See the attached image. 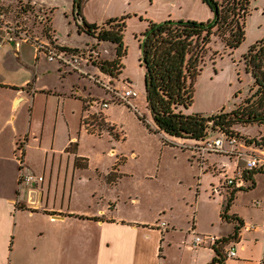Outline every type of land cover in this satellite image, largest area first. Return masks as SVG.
<instances>
[{
	"label": "crops",
	"instance_id": "crops-1",
	"mask_svg": "<svg viewBox=\"0 0 264 264\" xmlns=\"http://www.w3.org/2000/svg\"><path fill=\"white\" fill-rule=\"evenodd\" d=\"M24 4L37 9L32 0H0V264H210L218 245L223 264H264V172L254 173L264 151L242 142L202 151L204 141L170 137L146 118L141 142L128 144L129 133L109 113L87 108L98 99L86 93L103 74L98 68L82 62L89 76L71 71L38 52L47 43L39 32L14 31L31 13ZM42 55L57 63L47 72L58 76L52 84L40 82ZM78 101L82 111L70 108ZM132 102L141 103L139 93ZM255 157L259 165L249 169ZM26 174L36 179L24 182ZM230 198L227 215L241 227L224 244L238 226L223 217ZM196 235L216 242L195 246Z\"/></svg>",
	"mask_w": 264,
	"mask_h": 264
},
{
	"label": "rangeland",
	"instance_id": "rangeland-1",
	"mask_svg": "<svg viewBox=\"0 0 264 264\" xmlns=\"http://www.w3.org/2000/svg\"><path fill=\"white\" fill-rule=\"evenodd\" d=\"M1 1L15 2L18 0ZM23 1L30 2V0ZM32 1L37 9H33L29 13L26 22L20 19L17 20V23L12 25L14 31L19 32L23 27V30H28L30 34L39 32L40 40L53 46H56V39H58L60 44L69 48L81 51L88 49L85 56L88 59L89 66H93L91 58L112 59L114 57L113 45L102 43L99 48L93 47L96 40L81 32L79 26L82 25V20L77 15L75 0ZM22 13L21 16H23ZM82 14L87 22L99 25L111 18L127 17V29L124 35L127 55L123 60L125 66L123 72L119 77L113 78L104 73L100 75L91 68V71L100 76L95 78V83L93 79H90L92 81L87 84L86 93L91 91L97 95L98 97L96 98L98 99H95V101L98 103L94 101V107L87 106V108L96 116L109 113L114 123L123 126L129 133L128 144L139 143L141 142V132L145 128L139 116L146 118L149 124L151 121L150 125L154 127L150 112L145 106V69L140 62L139 48L141 33L144 32L150 22L180 20L178 18H182L184 20L206 23L209 20H213L214 14L208 5L201 0H89L85 3ZM14 17H20V14L15 12ZM245 23V41L233 53L224 52L221 40L217 37L213 38L210 44V55L194 85V102L185 111L188 114L210 116L220 111L230 112L250 95L253 87V78L251 73L247 71L243 55L252 45L264 38V0H251L250 14ZM22 46L28 51L31 49L34 54V47L30 43L24 44L22 42ZM214 51H219L220 56L215 55L213 56L215 58L211 59ZM86 59L82 58L83 62H86ZM56 69L57 63L47 61L42 55L40 57V82L45 81L51 84L56 82L58 76L53 74ZM49 71L53 73L47 74ZM89 75L90 73L86 76ZM70 78L72 79V77ZM71 79L67 78L66 80ZM100 82H111L118 89H123L127 85L133 87L139 93L141 103L136 102L139 105L135 106L134 102L126 104L118 101L115 104L111 103L109 109L103 108L101 102L104 100L108 101L110 95L109 92H107L108 94L105 93L106 90ZM129 82H132V84L129 85ZM74 103L77 105L75 108L80 106V110H83V101L72 102L70 108H74ZM132 110L136 111L138 115ZM73 112L74 110H71L70 114L76 117ZM87 120L88 118H86ZM236 131L242 133L249 140L256 139L261 146H264V124L253 125L247 129L239 126ZM211 135L214 136L215 134ZM107 139L109 140L108 147L110 146L111 148L112 144L115 145V141H112L110 134H108ZM247 146L264 151V148L256 144ZM101 147L105 148L104 144ZM112 148L109 153L113 150ZM165 184L162 183L164 189L173 190L174 185L171 182L165 181Z\"/></svg>",
	"mask_w": 264,
	"mask_h": 264
},
{
	"label": "trees",
	"instance_id": "trees-1",
	"mask_svg": "<svg viewBox=\"0 0 264 264\" xmlns=\"http://www.w3.org/2000/svg\"><path fill=\"white\" fill-rule=\"evenodd\" d=\"M87 1H74L77 15L82 20L79 29L96 40L93 47L99 48L102 43L114 46L112 59L91 58L92 65L102 73L117 78L123 72V60L127 55L124 42L127 17L111 18L100 25L89 23L82 14ZM201 1L213 12V20L206 23L184 19L150 22L141 33L140 62L145 69L147 108L154 127L158 132L184 140L205 141L214 133L227 138L235 137L246 145L261 146L256 139H247L236 128L247 129L264 124V38L243 55L247 71L253 78L249 96L230 112L220 111L210 116L185 112L194 102V85L210 55L213 38L221 40L224 52L233 53L245 41V22L250 14L251 0ZM21 8L24 12L33 11L30 4H24ZM56 46L83 56L88 51L57 43ZM215 55L220 56L219 51H214L211 59ZM140 119L145 123V118ZM147 126L150 127V124ZM257 172H264V165L254 171ZM231 201L232 198L225 206L223 217L236 221L238 226L229 239L222 241L224 244L235 239L241 227L239 219L227 215ZM214 249L217 257L210 264H223L225 257L222 246H215Z\"/></svg>",
	"mask_w": 264,
	"mask_h": 264
},
{
	"label": "built area",
	"instance_id": "built-area-1",
	"mask_svg": "<svg viewBox=\"0 0 264 264\" xmlns=\"http://www.w3.org/2000/svg\"><path fill=\"white\" fill-rule=\"evenodd\" d=\"M38 52L40 54L45 53L46 57L50 61H57L64 65L65 67H68L71 71H77L81 74L87 75V72L82 68L81 64L83 62L82 58L86 59V56H83L81 54H73L69 53L63 50H60L57 48V46H53L49 43H38L37 44ZM88 62V59H86ZM103 88L109 92L110 99L108 101H102L101 106L103 108H107L111 103H117L118 101H122L126 104H131L132 100L137 97L138 93L132 88H123L118 89L115 86H113L112 83H101ZM95 103H98L95 101ZM226 142H229L231 144L239 143L237 138L235 137H225L224 135H221L220 137H217L213 140H205L202 142L203 146H199V149L202 151H211V152H223L224 151V145ZM259 165L258 158H253L248 160L247 166L249 169H255ZM22 179L24 182L31 183L33 180H35V176L33 175H23ZM42 180V177L39 178ZM237 177H233L227 180V185H234ZM162 226L166 228L167 224L165 222H162ZM253 227V226H252ZM249 227V228H252ZM209 241L210 243L214 244L216 242V237L214 236H204V235H196L194 238V245L199 246L203 244L204 242ZM227 255L229 257H234L236 255V251L234 249L229 250L227 252Z\"/></svg>",
	"mask_w": 264,
	"mask_h": 264
}]
</instances>
